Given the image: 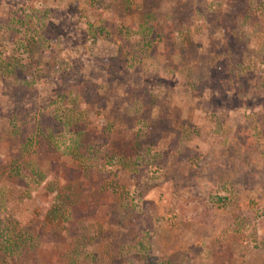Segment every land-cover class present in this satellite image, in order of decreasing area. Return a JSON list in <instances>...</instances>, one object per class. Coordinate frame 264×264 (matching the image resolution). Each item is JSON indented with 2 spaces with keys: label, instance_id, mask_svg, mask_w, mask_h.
Listing matches in <instances>:
<instances>
[{
  "label": "rangeland",
  "instance_id": "1",
  "mask_svg": "<svg viewBox=\"0 0 264 264\" xmlns=\"http://www.w3.org/2000/svg\"><path fill=\"white\" fill-rule=\"evenodd\" d=\"M34 2L0 0V264H264V0Z\"/></svg>",
  "mask_w": 264,
  "mask_h": 264
},
{
  "label": "trees",
  "instance_id": "2",
  "mask_svg": "<svg viewBox=\"0 0 264 264\" xmlns=\"http://www.w3.org/2000/svg\"><path fill=\"white\" fill-rule=\"evenodd\" d=\"M34 3H35V9H37V6L39 5L37 3V0H35ZM63 82H64V79H63ZM74 88H78V87L72 78L70 81L67 80L64 83H61L60 87L57 89V97L60 99V102L65 107L69 105L70 100L75 101V102L77 101L76 96L73 97L71 95ZM54 130L56 131V133H57V131H62V130L70 133V140L72 142L73 147L76 148L77 151H79L83 147L89 153L94 154V149L91 148L92 146L89 144V140H91L90 134L85 131L84 126H81V123L79 121L75 122V120H72L70 122V121L66 120V122H65L64 120H59V124L58 125L56 124V126H53V130L51 131V134H49V136L45 134L46 133L45 129L42 130L43 132L41 131L42 132L41 134L40 133H38V134L40 137L42 136V137L53 138V131ZM38 145H39V142H38ZM135 156H137V155L135 154ZM100 159H103V158L100 157ZM195 215H197V214H195ZM192 216H194V212H191L190 214L185 213V217L188 218L187 220H190L189 218H191Z\"/></svg>",
  "mask_w": 264,
  "mask_h": 264
}]
</instances>
